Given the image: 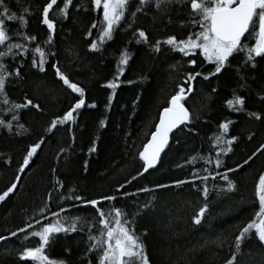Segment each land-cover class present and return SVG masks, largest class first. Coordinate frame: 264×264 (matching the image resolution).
I'll list each match as a JSON object with an SVG mask.
<instances>
[{
	"label": "trees",
	"instance_id": "obj_1",
	"mask_svg": "<svg viewBox=\"0 0 264 264\" xmlns=\"http://www.w3.org/2000/svg\"><path fill=\"white\" fill-rule=\"evenodd\" d=\"M46 2L5 0L17 15L23 14L24 8H29L33 13L27 17L26 28L8 24L13 42L17 41L15 32H27L36 35L41 47L46 52H55L56 56L49 57L46 71L40 73L31 67L30 53L22 70L23 79L6 86L11 101L22 103L27 96L40 105V110L31 107L23 110L19 122H13L12 133L0 128V191L6 190L17 175L21 176L17 191L0 203V236L9 237L0 240V264H33L31 261H20L18 253L25 246H38L39 239L33 237L24 240V233L11 237V232L25 227L27 223H34L35 219H41L39 210L44 207L48 193L53 191L57 180L64 187L54 194L44 215L54 220L52 212L59 211L61 206L70 209L61 216L81 217L78 227H82L83 231L57 234L56 242L46 248L45 254L65 264H81L89 244L88 226L95 224L93 234L99 235L98 214L91 206L85 207L80 201L65 200L61 204L59 196L72 194L73 189L75 195L85 200H100L106 195L119 196L116 188L141 170L138 152L154 130L159 112L163 106H167V101L177 90V85L183 82L186 73L192 71L186 63L187 58L172 52L168 46L162 44L159 53L152 47L157 40L163 41L170 35L180 39L196 31L188 19L187 2L182 6H169L164 11H157L154 5H150L145 9L146 15L137 14L134 23L127 16L115 31L113 40L106 42L99 52L89 50L90 41H98L99 27L92 30L91 37H88V30L92 22L102 15L91 9L90 0H73L69 18L56 20L53 43L44 45L48 32L40 20ZM59 5L62 7L63 0H59ZM78 5L87 6L89 11L85 12L83 6L76 11ZM129 23H132L131 28L128 27ZM136 29L146 31L148 44L135 43ZM250 43H254V40ZM124 49L132 53L133 58L117 81L120 86L115 90L109 89L105 85L117 76L119 56ZM201 59H198L195 70L207 74L212 66L201 68ZM230 60V67L219 77H213L210 81L198 77L194 82V92L186 106L200 117L194 129L198 134H190L187 129L175 132L157 169L150 170L126 189L136 192L139 188L147 187L152 191L139 192L133 197H119L115 201H103L101 204L106 213L113 207L120 208L128 214L129 219L139 211V215H135L134 229L146 245L150 264H225L233 250L235 235L256 218L259 210L256 185L259 176L264 174V154L256 150L264 145V119L256 120L249 113L258 112L264 117V100L260 98L264 97V59L257 58L255 69L242 67L245 60L243 54H237ZM6 62L10 67L14 66L10 60ZM57 62L72 82L85 89L86 103H95L96 107L82 109L75 125L58 126L49 133L51 121L62 116L78 98V94L72 93L57 78L52 67ZM237 68H241L240 73H237ZM241 76L245 79L241 80ZM214 88L217 91L213 92ZM234 93L245 98L244 110L238 113L226 106V101L233 98ZM110 96L112 102L109 105ZM224 120L235 121L230 136L239 139L233 151L221 157L223 166L215 169L214 164L197 161L195 165L177 168V164H183L193 155H208L211 144L208 138L218 134V125ZM101 121H105L107 127L102 128ZM18 123L28 131L19 129ZM18 131L22 134L16 135ZM249 136L252 138L249 139ZM41 137L46 140L42 150L33 158L28 169L19 173L26 149ZM93 144L97 150L89 152ZM61 149L65 151L61 152ZM254 152L256 155L252 156ZM212 156L214 158V151ZM249 156L252 159L248 164L239 168ZM204 167L219 172L237 169L228 173L236 184V190L220 192L221 187H227L226 182L219 177L215 181L209 179L211 212L202 225L197 226L192 219L204 203L201 192L187 184L167 189L157 188L156 185L191 179L194 170H201V174L205 175L207 173L202 171ZM196 184L200 185V181H196ZM218 236L224 241L222 247L212 243ZM252 236L242 248L240 264H264V248L255 240L254 233ZM92 264H97L94 256Z\"/></svg>",
	"mask_w": 264,
	"mask_h": 264
},
{
	"label": "snow or ice",
	"instance_id": "obj_2",
	"mask_svg": "<svg viewBox=\"0 0 264 264\" xmlns=\"http://www.w3.org/2000/svg\"><path fill=\"white\" fill-rule=\"evenodd\" d=\"M186 2L190 8L188 15L190 25L193 29L198 30L189 32L186 38L178 39L176 35H170L163 41L157 40L152 47L155 52L159 53L162 44L168 46L172 52L179 53L182 57L187 58L186 63L192 71L186 73L183 82L177 85V90L167 101V106L162 107L158 115V122L154 124V131L150 133V138L142 145V150L138 152L139 160L142 162L141 170L126 183L116 188V193L119 196L106 195L100 200H85L82 196L75 195L74 189L72 194H61L59 196L61 204L65 200L80 201L85 207L91 206L98 214L99 235L93 234V228L96 225L90 224L88 226L89 244L84 256L81 258V264H92L93 256L97 264H150L146 245L141 237L136 235L134 229L135 215H139V211L129 219L128 214L120 208L113 207L106 213L101 207L102 202L115 201L119 197H133L139 192L152 191L147 187L139 188L136 192H128L126 189L133 181L143 177L150 170L157 169V166L161 163L162 154H166V149L170 147V141L175 132H183L187 129L190 134H198L194 129L195 123L200 120V117L198 114L191 112L189 107L186 106L187 100L194 92V82L198 77L204 81L219 77L230 67V58H235L237 54L244 55L245 60L242 67L245 69L248 67L255 69L257 58L264 59V0H90L91 9L102 15L92 22L88 30V37H91L92 30L99 27L98 41L91 40L89 50L101 51L106 42L113 40L115 31L126 20L127 16H130L134 23L138 13L147 14L145 9L150 5H154L157 11H164L169 6H182ZM72 6L73 0H63L62 7L59 5V0H47L41 10L40 20V23L46 26L48 32L47 39L43 42L44 45L50 46L53 43L57 28L56 20L68 19ZM81 6L83 5H78L75 10L79 11ZM83 7L85 12L89 11L87 6ZM50 13L52 18H50ZM32 14L29 8H24L23 14L17 15L8 7L5 0H0V106H2L0 107V113H2L0 115V128L6 129L9 133L13 132V122H19L23 110L31 107L39 111L40 105L34 103L27 96H25L22 103L11 101L6 86L9 83H15L23 79L22 70L25 68V61L30 53L31 67L37 69L40 73L46 71L45 65L48 64L49 57L56 56L55 52L50 50L46 52L44 47H41L36 35H29L27 32H15L17 41L13 42V36L9 34L8 24H18L20 28H26L28 25L27 17ZM171 22L170 19L169 23ZM128 27L131 28L132 23H129ZM134 36L137 37L135 43L138 45L149 43L148 34L142 29H136ZM252 40H254V43H250ZM31 45L35 46L31 47ZM200 57H202L200 60L201 68L208 65L212 66V70L208 71L207 74L202 70H195ZM132 58L133 54L127 49L120 53L118 74L114 81L107 83L105 87L115 90L120 86L117 81L124 74L125 66L129 64ZM9 60L13 62V67H10L9 63L6 62ZM52 67L57 78L72 93L78 94V98L62 116H57L51 121L48 128L49 133H52L58 126L75 125L82 109L96 107L95 103H86L85 89L72 82L69 76L61 71L58 62L53 64ZM236 71L240 73L241 68H237ZM240 78L241 80L245 79L244 76ZM212 91L217 90L214 88ZM260 98L264 100V97ZM108 102L110 105L112 102L111 96ZM226 106L232 112H241L244 110L245 98L234 93L233 98L226 101ZM249 115L256 120L264 119L258 112H250ZM234 123L233 120H224L219 123L218 134L208 138L211 141L208 155H193L183 164H177L176 167L184 168L185 165H195L197 161H203L206 165L214 164L215 169H220L223 166L221 157L228 156L239 139L237 136H230L231 126ZM17 126L24 132L28 131L21 123H18ZM100 126L102 128L107 127V124L105 121H101ZM15 134L21 135L22 132L18 131ZM251 138L249 136V139ZM72 139L75 140L74 135ZM45 142V138L41 137L26 149V155L18 168L19 173H24L28 169L33 162V158L42 150ZM96 150V145L93 144L89 152H95ZM64 151V149H61V152ZM213 151L215 153L214 158L212 156ZM256 151L264 154V145H261ZM255 155L254 152L252 156ZM252 156L244 161V165L248 164ZM244 165H240V167ZM84 168L87 171V161H85ZM236 170L229 168L225 172H219L204 167L202 171L207 173L205 175L201 174V170H194L191 173V179H178L172 184H157L156 187L163 189L179 188L187 184L201 192L204 203L192 219L194 225L200 226L211 212L209 179L215 181L219 177L226 182L227 187H221L220 192H234L236 184L230 179L228 173ZM20 181L21 176L17 175L14 182L7 186L6 190L0 191V203H4L17 191ZM196 181H200V185H197ZM63 187V183L57 180L53 186V191L48 193L44 207L39 210L41 219H35L34 223H27L25 227L11 232V237H16L18 233H24V240L33 237L39 239L38 246H25L19 251L20 261H31L33 264H65L64 261L52 260L45 254L46 248L56 242L57 234L67 235L83 231L82 227H78L81 224V217L61 216V213H68L70 209L61 206L59 211L52 212L51 216L55 218L54 220H50L48 216L44 215L49 210L54 194L59 193ZM256 196L259 201L256 218L243 226L235 235L233 250L229 258L226 259L225 264H240L239 258L243 255L242 248L253 238V233L255 240L264 248V174L259 176L256 185ZM144 207L146 208L147 205H144ZM45 221L48 222L45 223ZM144 235H147V233ZM7 239L9 237L0 236V240ZM212 243H218V246L222 247L224 241L218 236L216 241Z\"/></svg>",
	"mask_w": 264,
	"mask_h": 264
},
{
	"label": "water",
	"instance_id": "obj_3",
	"mask_svg": "<svg viewBox=\"0 0 264 264\" xmlns=\"http://www.w3.org/2000/svg\"><path fill=\"white\" fill-rule=\"evenodd\" d=\"M157 122H158V121H157ZM149 138H150V136H149ZM162 155H163V154H162ZM243 165H244V164H243ZM244 166H245V165H244ZM244 166H243V167H244ZM239 168H242V167H239ZM239 168H238V169H239ZM1 241H3V240H1ZM1 241H0V242H1Z\"/></svg>",
	"mask_w": 264,
	"mask_h": 264
},
{
	"label": "flooded vegetation",
	"instance_id": "obj_4",
	"mask_svg": "<svg viewBox=\"0 0 264 264\" xmlns=\"http://www.w3.org/2000/svg\"><path fill=\"white\" fill-rule=\"evenodd\" d=\"M187 7H188V9H189V11H190L189 4L187 5Z\"/></svg>",
	"mask_w": 264,
	"mask_h": 264
},
{
	"label": "bare ground",
	"instance_id": "obj_5",
	"mask_svg": "<svg viewBox=\"0 0 264 264\" xmlns=\"http://www.w3.org/2000/svg\"><path fill=\"white\" fill-rule=\"evenodd\" d=\"M157 121H158V119H157ZM157 123V122H156ZM154 131V130H153ZM147 142V141H146Z\"/></svg>",
	"mask_w": 264,
	"mask_h": 264
},
{
	"label": "rangeland",
	"instance_id": "obj_6",
	"mask_svg": "<svg viewBox=\"0 0 264 264\" xmlns=\"http://www.w3.org/2000/svg\"><path fill=\"white\" fill-rule=\"evenodd\" d=\"M196 30H198V29H196Z\"/></svg>",
	"mask_w": 264,
	"mask_h": 264
}]
</instances>
